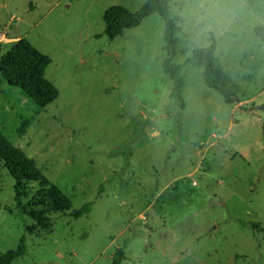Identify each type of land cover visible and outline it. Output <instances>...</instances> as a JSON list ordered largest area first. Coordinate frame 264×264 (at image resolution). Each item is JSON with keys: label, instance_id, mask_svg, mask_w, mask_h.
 I'll return each mask as SVG.
<instances>
[{"label": "rangeland", "instance_id": "1", "mask_svg": "<svg viewBox=\"0 0 264 264\" xmlns=\"http://www.w3.org/2000/svg\"><path fill=\"white\" fill-rule=\"evenodd\" d=\"M147 1L0 0V57L27 39L59 92L42 109L0 74V132L73 203L26 233L33 222L0 164V252L27 245L12 264H113L127 239L121 264H264V0H168L184 109L163 71L158 14L105 35L109 8ZM210 46L241 103L226 105L185 64Z\"/></svg>", "mask_w": 264, "mask_h": 264}, {"label": "trees", "instance_id": "2", "mask_svg": "<svg viewBox=\"0 0 264 264\" xmlns=\"http://www.w3.org/2000/svg\"><path fill=\"white\" fill-rule=\"evenodd\" d=\"M158 14L164 20V49L167 58L162 63L163 71L173 82L171 97L181 103L184 109L182 90L185 82L182 77V66L174 61L178 56V40L181 33L180 18L172 16L168 0H148L139 11L131 12L123 6L109 8L104 16L105 35L114 40L121 37L126 30L139 27L142 22ZM51 60L36 49L27 39L16 41L8 53L0 57V74L2 79L12 87H17L29 97L39 108H46L59 97L58 89L45 77V69ZM186 65L203 69L204 84L215 91L226 105L241 103L240 88L234 84L225 72L214 47H196ZM27 124V121L25 122ZM25 132V127L20 130ZM0 164L6 169L14 181V202L21 215L27 216L33 222L26 226V233L46 230L51 226V215H68L73 209V203L68 196L43 174L37 163L29 158L19 147L14 146L0 132ZM35 190L31 194L32 187ZM90 212V205H84L78 211L71 213L75 219ZM130 239L125 241L113 257V264H121L126 259L125 248ZM27 255L26 237L23 236L15 250L0 252V264H12L15 260Z\"/></svg>", "mask_w": 264, "mask_h": 264}, {"label": "built area", "instance_id": "3", "mask_svg": "<svg viewBox=\"0 0 264 264\" xmlns=\"http://www.w3.org/2000/svg\"><path fill=\"white\" fill-rule=\"evenodd\" d=\"M201 168V167H200ZM193 184H195V183H193Z\"/></svg>", "mask_w": 264, "mask_h": 264}]
</instances>
